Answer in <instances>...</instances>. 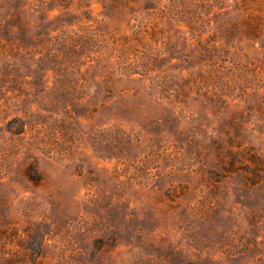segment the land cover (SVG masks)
Returning <instances> with one entry per match:
<instances>
[{
  "label": "rangeland",
  "instance_id": "1",
  "mask_svg": "<svg viewBox=\"0 0 264 264\" xmlns=\"http://www.w3.org/2000/svg\"><path fill=\"white\" fill-rule=\"evenodd\" d=\"M0 264H264V0H0Z\"/></svg>",
  "mask_w": 264,
  "mask_h": 264
}]
</instances>
